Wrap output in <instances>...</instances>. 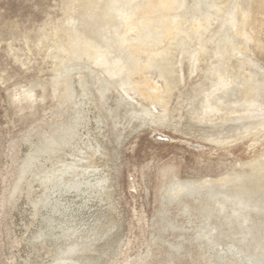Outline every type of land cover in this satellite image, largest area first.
<instances>
[{"label":"rangeland","instance_id":"obj_1","mask_svg":"<svg viewBox=\"0 0 264 264\" xmlns=\"http://www.w3.org/2000/svg\"><path fill=\"white\" fill-rule=\"evenodd\" d=\"M109 2L0 0V264H264V0Z\"/></svg>","mask_w":264,"mask_h":264},{"label":"bare ground","instance_id":"obj_2","mask_svg":"<svg viewBox=\"0 0 264 264\" xmlns=\"http://www.w3.org/2000/svg\"><path fill=\"white\" fill-rule=\"evenodd\" d=\"M116 0H110V2H109V4L110 3H113V2H115ZM137 3V2H136ZM138 4V3H137ZM137 4H135V5H137ZM147 4V3H146ZM177 4H178V2H177V0H150V2H149V4H148V9L146 10V11H142V12H144V13H151V16H153L154 17V15H152V12H156L157 10H165V9H167V10H171V9H173V8H175V6H177ZM140 5H142V4H140ZM112 6V5H111ZM179 6V5H178ZM139 7V6H138ZM136 8V7H135ZM177 8V7H176ZM109 9H110V6H109ZM137 9V8H136ZM174 10V9H173ZM160 12H162V11H160ZM165 12V11H164ZM163 12V13H164ZM167 12V11H166ZM175 12V11H174ZM143 13V14H144ZM159 13V12H158ZM217 13V12H216ZM244 13V20L246 19V16H248L249 14L246 12V11H244L243 12ZM128 14V16L126 15V17L127 18H129V14H132V13H127ZM157 14V13H156ZM145 15V14H144ZM149 15V14H148ZM208 15H209V13H208ZM142 16V15H141ZM152 18V17H151ZM149 16H143V17H141L140 18V22L142 23V24H144V25H151V24H153L154 23V20L155 19H151ZM156 18V17H155ZM168 18V17H167ZM171 18V17H170ZM210 18V17H209ZM208 18V19H209ZM207 19V20H208ZM251 19V18H250ZM163 20H166V18H164ZM170 20V19H169ZM174 21L173 22H175L176 20L175 19H173ZM138 21H139V19H138ZM157 20H155V22H156ZM195 21V20H194ZM199 21V20H198ZM197 21V22H198ZM161 22H162V20H161ZM169 22V23H168ZM167 23H168V25H170L171 24V22L170 21H168ZM196 22V21H195ZM194 22V23H195ZM202 22V21H201ZM207 22H209V21H206V23ZM249 22H251V21H249ZM116 23V22H115ZM157 23V22H156ZM162 23H164V22H162ZM199 23V22H198ZM139 24V23H138ZM165 24V23H164ZM164 24H162L163 26H164ZM175 24V23H174ZM180 24V23H179ZM233 24V23H232ZM154 25V24H153ZM161 25V24H160ZM166 25V24H165ZM177 25V24H176ZM199 25H201V24H199ZM199 25H198V27H199ZM141 26V25H140ZM173 26V27H172ZM171 27H168V29H167V31L165 32L164 31V37H165V39L166 38H171V39H174V38H172V36L176 33V31H177V26L175 27L174 25H172ZM181 27H182V25H180ZM195 28V29H197L196 31H199L200 29L199 28ZM234 27V26H233ZM146 28V27H145ZM149 29H151V28H149ZM156 29H157V27H156ZM179 29V28H178ZM199 29V30H198ZM162 30H163V28H162ZM165 30V29H164ZM159 31V30H158ZM232 31V30H231ZM160 32V31H159ZM181 32V31H180ZM180 32H179V34H180ZM161 33V32H160ZM184 33V32H183ZM160 35V34H159ZM161 35H162V33H161ZM176 35H177V33H176ZM249 35V33H244V36H248ZM160 37V36H159ZM163 37V36H162ZM161 37V40L164 38H162ZM246 37H245V39H246ZM250 38V37H249ZM244 39V38H243ZM248 39V38H247ZM251 39V38H250ZM249 39V40H250ZM79 40V39H78ZM75 41V40H74ZM167 41H168V39H167ZM251 41V40H250ZM156 43H158V42H156ZM160 43H163V40L160 42ZM80 44H81V42H80ZM80 44H79V46H80ZM145 45V46H144ZM157 45H159V44H157ZM156 45V46H157ZM77 48H78V46H77V44L75 45ZM130 46V45H129ZM146 44H143V42L140 40V41H138L135 45H131V48H132V50H134V53L135 54H137V56H138V54H141V53H144V52H149V55L150 54H153L154 52L156 53V55L159 57H163V54H164V52H165V50L164 51H162V50H152L151 48H146ZM159 47V46H158ZM158 47H156L155 49H158ZM162 47L163 48H166V47H164L163 45H162ZM76 48V49H77ZM92 48V47H91ZM95 48V47H94ZM93 48V49H94ZM111 48V47H110ZM124 48H126V47H124ZM159 48H161V47H159ZM80 49V48H79ZM78 49V50H79ZM91 50V49H86L85 48V50H84V53H87V54H90V55H96V54H100V57L98 56V57H96L95 56V59L97 58H103V56H105V51H103L102 50V48H100L99 46H98V48L97 49H94V50ZM77 50V51H78ZM109 50V49H108ZM124 50V49H123ZM126 50H127V48H126ZM128 50H129V48H128ZM202 50H203V48H202ZM239 50V49H238ZM72 51V50H71ZM130 51V50H129ZM204 51V50H203ZM240 51H241V49H240ZM79 52V51H78ZM77 52V53H78ZM107 52V51H106ZM200 52V51H199ZM131 52H129V54H130ZM154 53V54H155ZM239 53V52H238ZM128 54V53H127ZM196 54V53H195ZM125 55V54H124ZM132 55H133V53H132ZM148 55V53L145 55V57ZM239 55V54H238ZM137 56H135L134 58H133V60H132V66H131V68H128V70L126 71V69H125V71H126V75L127 76H131V77H134L136 80L133 82L134 83V85H135V89H137L138 90V92H139V94L140 95H142V96H144V97H152L155 101H159V100H161V98H162V93L160 92V91H162L161 90V87L158 85V83L154 80V78L153 77H151V78H149L148 76H149V74H147L148 72H146L145 70H144V68L142 67L143 65H139L140 63H139V59L138 58H136ZM140 56V55H139ZM152 56V55H151ZM197 56V55H196ZM222 56V55H221ZM117 57V56H116ZM144 57V56H143ZM121 58V57H120ZM148 58V57H147ZM196 58V57H195ZM243 58V57H242ZM92 59V58H91ZM96 59V60H97ZM116 59V58H115ZM119 59V58H118ZM124 59V58H123ZM132 59V58H131ZM146 59V58H145ZM150 59V58H149ZM162 59V58H161ZM117 60V59H116ZM141 60H143V58L141 59ZM141 60H140V62H141ZM148 60V59H147ZM146 60V61H147ZM194 60V59H193ZM197 60V59H196ZM122 61V60H121ZM125 62H124V65H125V63H126V60H124ZM145 61V60H144ZM144 61H142L143 63H144ZM145 61V62H146ZM244 61V60H243ZM114 62V61H113ZM116 62V61H115ZM123 62V61H122ZM108 63H110L108 60H106V63H105V65L107 66V64ZM121 63V62H120ZM119 63V61L117 62V64H120ZM131 63V60H130V62H129V64ZM254 63V62H253ZM113 64V63H112ZM127 64H128V62H127ZM126 64V65H127ZM243 64V63H242ZM244 64H245V62H244ZM116 65V64H115ZM121 65V64H120ZM126 65H125V67H126ZM131 65V64H130ZM108 66H110V64H108ZM112 66V65H111ZM128 66V65H127ZM105 67V66H104ZM124 67V68H125ZM144 67H146L145 65H144ZM192 67V66H191ZM106 68V67H105ZM107 68H109V67H107ZM122 68V67H121ZM123 68V69H124ZM193 69V68H192ZM105 70H108V69H105ZM109 71H110V76H117V75H119L120 74V69H119V67L117 68V65H116V67L114 66V67H110L109 68ZM192 71V70H191ZM122 72V71H121ZM122 73H124V72H122ZM121 73V74H122ZM121 74H120V77H121ZM124 74V75H125ZM119 77V76H118ZM123 78V77H122ZM124 78H126V77H124ZM143 78H145V79H143ZM183 78V77H182ZM251 79V78H250ZM252 80V79H251ZM238 83V82H237ZM226 85V84H225ZM232 85V84H231ZM234 89V88H233ZM127 91V90H126ZM128 92V91H127ZM246 93V92H245ZM253 95V94H252ZM143 97V98H144ZM251 98H252V96H251V93H249L248 95H246V97H245V100L247 101V102H250L251 101ZM242 100V99H241ZM140 101V100H139ZM236 101V100H235ZM240 101V100H239ZM225 102V101H224ZM242 102V101H241ZM238 103V102H237ZM221 104V103H220ZM252 104H253V102H252ZM218 104H216V106H217ZM235 105V104H234ZM238 105V104H237ZM251 105V104H250ZM209 106V105H208ZM208 106H207V108H208ZM212 106V105H211ZM211 106H209V107H211ZM215 106V105H214ZM213 107V106H212ZM211 107V108H212ZM235 107V106H234ZM249 107V106H248ZM247 107V108H248ZM206 108V109H207ZM210 108V109H211ZM223 108V107H222ZM214 109V108H213ZM236 109H237V106H236ZM207 110H209V109H207ZM212 110V109H211ZM248 111V110H247ZM211 112V111H210ZM232 112V111H231ZM237 113V112H236ZM222 114V113H221ZM231 114V113H230ZM233 114V113H232ZM231 114V115H232ZM235 114V113H234ZM254 128V127H253ZM255 131V130H254ZM256 132V131H255ZM206 182H208V181H206ZM180 183V182H179ZM205 183V182H204ZM209 183V182H208ZM215 183V182H214ZM213 184V183H212ZM76 185V184H75ZM203 185V184H202ZM210 185V184H209ZM201 186V185H200ZM207 186H208V184H207ZM210 186H212V185H210ZM179 188H185L184 187V185H182V184H180L179 186H178ZM193 187V186H192ZM209 187V186H208ZM212 197V196H211Z\"/></svg>","mask_w":264,"mask_h":264}]
</instances>
